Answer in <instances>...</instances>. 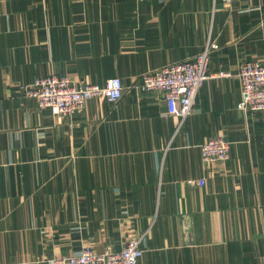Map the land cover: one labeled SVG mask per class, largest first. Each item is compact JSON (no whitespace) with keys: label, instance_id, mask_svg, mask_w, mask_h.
<instances>
[{"label":"crops","instance_id":"obj_1","mask_svg":"<svg viewBox=\"0 0 264 264\" xmlns=\"http://www.w3.org/2000/svg\"><path fill=\"white\" fill-rule=\"evenodd\" d=\"M211 43V78L182 123L135 89ZM240 61L264 63V0H0V264L131 239L138 264H264V112L236 107ZM45 75L118 77L124 94L61 118L18 96ZM213 136L229 158L204 165Z\"/></svg>","mask_w":264,"mask_h":264},{"label":"built area","instance_id":"obj_2","mask_svg":"<svg viewBox=\"0 0 264 264\" xmlns=\"http://www.w3.org/2000/svg\"><path fill=\"white\" fill-rule=\"evenodd\" d=\"M226 3L229 0H223ZM214 43L193 59L172 63L143 73L135 89L142 93H160L166 103L167 113L182 123L192 111L199 90L211 78L210 54L216 49ZM229 76L228 73H219ZM239 85L237 109L242 112H264V63L240 61L234 75ZM18 96L33 99L39 109H47L52 115L69 118L84 109L91 99L118 102L124 94V86L118 77L106 81L104 86L75 85L68 77L46 75L31 83L17 87ZM231 142L222 136H213L200 146V157L204 165L223 163L229 158ZM198 185H203L198 181ZM141 239H131L119 251L96 253L89 247L76 255L54 257L49 264H138L142 257Z\"/></svg>","mask_w":264,"mask_h":264},{"label":"rangeland","instance_id":"obj_3","mask_svg":"<svg viewBox=\"0 0 264 264\" xmlns=\"http://www.w3.org/2000/svg\"><path fill=\"white\" fill-rule=\"evenodd\" d=\"M46 76V75H45ZM43 77V76H42Z\"/></svg>","mask_w":264,"mask_h":264}]
</instances>
